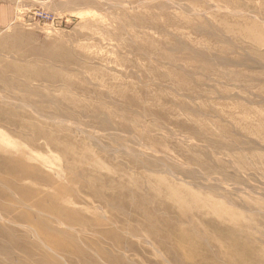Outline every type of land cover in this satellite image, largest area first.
Instances as JSON below:
<instances>
[{"label": "rangeland", "instance_id": "rangeland-1", "mask_svg": "<svg viewBox=\"0 0 264 264\" xmlns=\"http://www.w3.org/2000/svg\"><path fill=\"white\" fill-rule=\"evenodd\" d=\"M15 1L0 264H264V0Z\"/></svg>", "mask_w": 264, "mask_h": 264}, {"label": "crops", "instance_id": "crops-1", "mask_svg": "<svg viewBox=\"0 0 264 264\" xmlns=\"http://www.w3.org/2000/svg\"><path fill=\"white\" fill-rule=\"evenodd\" d=\"M15 0H0V26L11 25L16 16Z\"/></svg>", "mask_w": 264, "mask_h": 264}, {"label": "bare ground", "instance_id": "bare-ground-1", "mask_svg": "<svg viewBox=\"0 0 264 264\" xmlns=\"http://www.w3.org/2000/svg\"><path fill=\"white\" fill-rule=\"evenodd\" d=\"M50 1V0H49ZM57 57V56H56ZM58 59H59V62H62V63H66V64H70L71 63V61H69V60H65L64 58H61V57H57ZM56 61H57V59H56ZM9 69H13V70H15V72L16 73H18V74H22V75H28V74H30L32 71H31V69H30V67H20V66H12V65H9V66H7L6 67V70H9ZM29 76H32V77H34V78H37V76L35 75V74H31V75H29ZM3 99V98H2ZM4 100V99H3ZM16 103V102H15ZM21 105H22V103H20ZM24 105V104H23ZM29 108V107H28ZM30 109V108H29ZM54 121V120H53ZM52 240V239H51ZM53 242H54V240H52Z\"/></svg>", "mask_w": 264, "mask_h": 264}]
</instances>
